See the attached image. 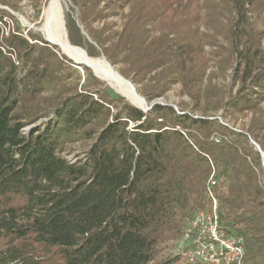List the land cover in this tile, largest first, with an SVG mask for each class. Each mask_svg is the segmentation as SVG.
<instances>
[{
    "label": "trees",
    "instance_id": "trees-1",
    "mask_svg": "<svg viewBox=\"0 0 264 264\" xmlns=\"http://www.w3.org/2000/svg\"><path fill=\"white\" fill-rule=\"evenodd\" d=\"M23 1L0 0V264H181L163 244L214 206L242 264H264V0H70L72 45L83 31L147 101L189 99L147 112L85 67L80 84L11 16ZM26 1L39 17L45 0Z\"/></svg>",
    "mask_w": 264,
    "mask_h": 264
},
{
    "label": "rangeland",
    "instance_id": "rangeland-1",
    "mask_svg": "<svg viewBox=\"0 0 264 264\" xmlns=\"http://www.w3.org/2000/svg\"><path fill=\"white\" fill-rule=\"evenodd\" d=\"M48 1L49 0H45L44 6L41 8V12H40L39 17H36L35 11L30 7V5L28 4V2L26 0L20 4L21 7L17 12L12 11V10H8V11L11 14V16H13L15 18V20L18 22L20 28L25 33H26V31L31 30L34 34H38L39 36H41L44 39V36L39 31V29L41 28L42 23H43V12H44L47 4H48ZM61 5H62V8L64 10L65 21L68 18H71V19L76 20V22H77L78 21L77 8L73 5V3H71L70 0H61ZM115 20L117 23H119V20L117 18ZM257 25H258L259 29L264 32V6L261 9L260 19H259V23ZM65 30H66V27H65ZM67 33H69V32L66 31V34ZM81 34H82L83 38L85 39V42H87V44L83 43L82 47H78V46H76V47L79 48L84 53V55H86L89 58H100V59L104 60V58H102V56H97V57L88 56V54H87V51H89L88 43L90 44V41L87 39V37L85 36L83 31H81ZM67 37H68V35H67ZM68 41H69V39H68ZM262 44H263L262 46L264 48V41ZM56 48H57L59 54L64 55V54H62V51L58 47H56ZM207 50H209V48H207ZM213 50L214 49H211V51H213ZM65 57H67V56H65ZM69 60L73 63V68L78 71V73L81 77L80 84H82L84 82V79L86 78V75H85L84 71L82 70L84 68V66H77L73 62L74 61L73 59H69ZM106 63L109 64L108 62H106ZM109 65L111 67H113L115 69V71L118 73V68H119L118 66H112L111 64H109ZM87 69L90 71V73L99 82H101L103 84L104 87H106L111 92L112 95H117V96L123 98L125 100V102L132 105L130 100L126 96H124L118 89L113 88L110 85H108L105 81L100 80L99 78H97L95 76V74L93 73V71L91 69H89V68H87ZM124 80H126V79H124ZM126 81L131 83L129 80H126ZM68 82H71V83L74 82L73 77L71 79H69ZM215 83L218 86H227L228 87V80L224 81V80H222V78L216 79ZM132 86L136 89L137 94H139L137 91L138 86H135L134 84H132ZM140 97L145 99L142 96H140ZM147 103L149 105H151V104L169 105V106H172L176 111H178L179 110L178 105L180 103H183L186 105L189 104V99H187L185 96H182L180 94V87L178 85H175L167 92V94L164 97L156 98L152 101H147ZM263 107H264V104H263ZM192 115L194 117H196L197 113H192ZM212 116H215V118H217L221 123L228 125L229 127H233L232 123L229 124V123H227V121H223V119L220 118V112H218ZM246 121H247V119H243L242 121L238 120L236 125H234L235 129L239 128L240 124L242 122H246ZM43 122H44V120L38 121L35 124H32V125L26 127L23 131L28 132L30 128H32L35 125H38L40 123H43ZM89 144L90 143H80L79 142V143H75L74 145H72L71 146V155H69L67 157L68 160L73 161L74 156L81 155L82 152L87 148V146ZM208 227H209V225L204 224L203 227L196 228V227L190 226V224H189L188 227L185 229V231L182 233V235H180L177 239L170 240V241L163 244L162 249L159 252L158 257L163 259V260L178 258L181 264L190 263L191 255L197 249V246H198L196 241L198 240L200 235H202V236L204 235V234H201L203 229L208 228Z\"/></svg>",
    "mask_w": 264,
    "mask_h": 264
},
{
    "label": "bare ground",
    "instance_id": "bare-ground-1",
    "mask_svg": "<svg viewBox=\"0 0 264 264\" xmlns=\"http://www.w3.org/2000/svg\"><path fill=\"white\" fill-rule=\"evenodd\" d=\"M39 31L44 38L58 47L74 61L86 65L95 76L118 89L132 105L145 109L149 104L137 94L136 89L124 80L113 67L100 58H89L76 46L70 44L65 30V15L61 0H49L43 12V23ZM103 58V57H102Z\"/></svg>",
    "mask_w": 264,
    "mask_h": 264
},
{
    "label": "built area",
    "instance_id": "built-area-1",
    "mask_svg": "<svg viewBox=\"0 0 264 264\" xmlns=\"http://www.w3.org/2000/svg\"><path fill=\"white\" fill-rule=\"evenodd\" d=\"M203 229L197 243V249L191 255L190 262L196 264H242L244 248L242 239L225 236L219 229L215 206L212 213H200L190 222V226Z\"/></svg>",
    "mask_w": 264,
    "mask_h": 264
},
{
    "label": "water",
    "instance_id": "water-1",
    "mask_svg": "<svg viewBox=\"0 0 264 264\" xmlns=\"http://www.w3.org/2000/svg\"><path fill=\"white\" fill-rule=\"evenodd\" d=\"M44 41L45 42H47V43H49L50 45H52V46H55L56 47V45L55 44H53V43H51V42H49L48 40H46L45 38H44ZM62 54H64L63 52H62ZM65 56H67L66 54H64ZM69 59H71L69 56H67ZM105 60V59H104ZM106 61V60H105ZM77 66H84V67H86V68H89L88 66H86V65H83V64H81V63H78V62H76V61H73ZM107 62V61H106ZM129 83V82H128ZM131 86H132V84L131 83H129ZM146 102H147V100L146 99H144ZM154 104H151V105H149L148 107H146L145 109H140V110H142L143 112H147V111H149L150 109H151V107L153 106ZM134 106V105H133ZM134 107H136V106H134ZM137 108V107H136ZM257 149H258V147H257ZM259 150V149H258Z\"/></svg>",
    "mask_w": 264,
    "mask_h": 264
}]
</instances>
